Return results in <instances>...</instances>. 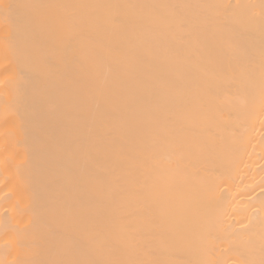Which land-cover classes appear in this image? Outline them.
Returning <instances> with one entry per match:
<instances>
[{
	"label": "bare ground",
	"instance_id": "bare-ground-1",
	"mask_svg": "<svg viewBox=\"0 0 264 264\" xmlns=\"http://www.w3.org/2000/svg\"><path fill=\"white\" fill-rule=\"evenodd\" d=\"M0 264H264V0H0Z\"/></svg>",
	"mask_w": 264,
	"mask_h": 264
},
{
	"label": "snow or ice",
	"instance_id": "snow-or-ice-1",
	"mask_svg": "<svg viewBox=\"0 0 264 264\" xmlns=\"http://www.w3.org/2000/svg\"><path fill=\"white\" fill-rule=\"evenodd\" d=\"M5 7H6V8H11V7H12V5H5Z\"/></svg>",
	"mask_w": 264,
	"mask_h": 264
},
{
	"label": "rangeland",
	"instance_id": "rangeland-1",
	"mask_svg": "<svg viewBox=\"0 0 264 264\" xmlns=\"http://www.w3.org/2000/svg\"><path fill=\"white\" fill-rule=\"evenodd\" d=\"M48 189H49V186L46 187V190H48Z\"/></svg>",
	"mask_w": 264,
	"mask_h": 264
}]
</instances>
